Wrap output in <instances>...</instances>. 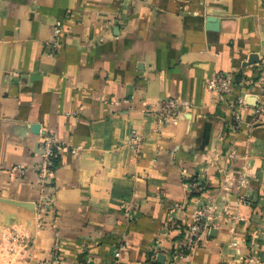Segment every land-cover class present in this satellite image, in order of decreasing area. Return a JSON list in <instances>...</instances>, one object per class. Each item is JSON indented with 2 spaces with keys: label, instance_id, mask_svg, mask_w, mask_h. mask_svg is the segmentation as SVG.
Returning <instances> with one entry per match:
<instances>
[{
  "label": "crops",
  "instance_id": "1",
  "mask_svg": "<svg viewBox=\"0 0 264 264\" xmlns=\"http://www.w3.org/2000/svg\"><path fill=\"white\" fill-rule=\"evenodd\" d=\"M214 71L232 75L224 101L206 87ZM262 92L264 0H0V247L16 264H109L116 251L117 264H264ZM164 97L188 106L157 128ZM47 130L77 149L59 153L40 209ZM201 205L213 226L177 247Z\"/></svg>",
  "mask_w": 264,
  "mask_h": 264
},
{
  "label": "built area",
  "instance_id": "2",
  "mask_svg": "<svg viewBox=\"0 0 264 264\" xmlns=\"http://www.w3.org/2000/svg\"><path fill=\"white\" fill-rule=\"evenodd\" d=\"M63 23L61 20H56L52 25V37L48 41L47 53L53 55L61 44V37L63 33ZM206 87L209 91L214 93L220 101H224L225 95H227L232 87V75L222 72L214 71L210 74L206 81ZM238 108L234 109L231 116L230 126L232 129H236L241 122V114L239 107L245 104V95L238 96L235 102ZM187 107L188 103L180 102L174 97H164L157 104V108L154 113L157 128L172 123L178 116L181 108ZM264 112V92L257 99L254 108V119H257ZM142 141L141 135L132 131L128 137L127 144L130 149H134ZM61 141H59L54 132L51 130L43 131L41 134L40 151L37 154V160L35 163L36 169V183L40 192V197L37 203L38 208L42 209L50 204L52 199V182L54 176L55 162L62 150L75 151L76 148H67ZM132 204L125 203L124 213L126 218L130 219ZM213 218L210 214L209 207L201 205L195 209L190 215V223L186 227V230L181 235L180 240L176 243L179 248H193L198 246L201 241V236L211 226H213ZM175 223L170 224V228L174 227ZM159 247V240L155 239L151 247L150 257L155 258ZM113 260L109 264H117L119 258V251H116L113 255Z\"/></svg>",
  "mask_w": 264,
  "mask_h": 264
},
{
  "label": "rangeland",
  "instance_id": "3",
  "mask_svg": "<svg viewBox=\"0 0 264 264\" xmlns=\"http://www.w3.org/2000/svg\"><path fill=\"white\" fill-rule=\"evenodd\" d=\"M11 242H13V240H11ZM17 250L18 249L14 245L11 247H8V245L7 247L5 245L0 247V264H16L17 259L14 257V254Z\"/></svg>",
  "mask_w": 264,
  "mask_h": 264
},
{
  "label": "water",
  "instance_id": "4",
  "mask_svg": "<svg viewBox=\"0 0 264 264\" xmlns=\"http://www.w3.org/2000/svg\"><path fill=\"white\" fill-rule=\"evenodd\" d=\"M252 57H250V59H251Z\"/></svg>",
  "mask_w": 264,
  "mask_h": 264
}]
</instances>
